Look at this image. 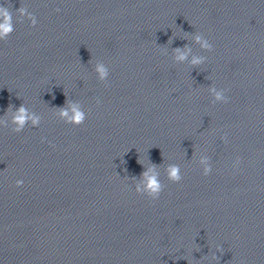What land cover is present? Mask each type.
Returning a JSON list of instances; mask_svg holds the SVG:
<instances>
[{
  "label": "clouds",
  "instance_id": "9594fccd",
  "mask_svg": "<svg viewBox=\"0 0 264 264\" xmlns=\"http://www.w3.org/2000/svg\"><path fill=\"white\" fill-rule=\"evenodd\" d=\"M18 12L21 14H24L26 12V9L22 7L20 9H18ZM0 17L3 18V22L0 23V39H5L8 34H10L12 31H14L13 26H12V13L10 12V10L7 7L0 6ZM32 21H33L32 25L35 26L36 18L34 15L32 16ZM199 39H200V37H197L198 41H199ZM203 46L209 50L212 49V45L207 43V42H205ZM180 59H183V57H180ZM193 63L194 64L199 63V61L194 60ZM100 71L103 73V71H104L103 68H101ZM215 98L218 101H223V102L227 103V97L224 95L223 92H216ZM25 111L26 110L23 106H21L18 109V112H17L16 116L14 117V121H13V123L16 126L12 129V131L19 133L24 128V125L26 122ZM62 115H66V113L62 112ZM74 119L77 123L82 122L84 119L83 114L81 112H76ZM32 122H33V124L38 123V118L33 119ZM210 173H211V169L206 168L204 175H208ZM145 175H146V173H145ZM168 178L173 183H177V182L181 181L182 175L180 174V170L177 166H172L168 169ZM22 185H23L22 180L16 181L17 187H20ZM164 187L165 186L158 180V178L156 176H151V177H148L145 192L149 198L155 200L160 196ZM212 259L215 260L216 257L213 256Z\"/></svg>",
  "mask_w": 264,
  "mask_h": 264
}]
</instances>
